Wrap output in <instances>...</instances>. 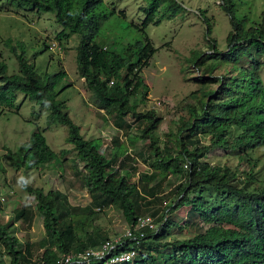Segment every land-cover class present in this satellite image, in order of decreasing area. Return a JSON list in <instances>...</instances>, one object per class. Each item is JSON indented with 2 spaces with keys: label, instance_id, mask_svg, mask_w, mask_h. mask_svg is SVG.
Masks as SVG:
<instances>
[{
  "label": "trees",
  "instance_id": "16d2710c",
  "mask_svg": "<svg viewBox=\"0 0 264 264\" xmlns=\"http://www.w3.org/2000/svg\"><path fill=\"white\" fill-rule=\"evenodd\" d=\"M12 1L21 7L54 12L63 27L58 39L68 40L74 33L80 36L78 70L93 94L95 106L119 119L131 114L141 122L144 128L135 140H150L154 166L162 174L177 173L186 179L178 187L179 199L169 205L168 212L189 205V219L180 225L164 212L156 231L142 230L144 234L137 245L139 254L134 261L120 264H264V185L252 188L257 180L253 166L247 172H240L229 165L213 164L205 159L215 148L248 154L250 150L264 147V7L261 18L254 20L246 13H239L237 0H221L232 27L226 38L228 48L218 50L216 40L210 39L213 53H198L194 60V64L204 67L208 74L198 78L202 87L219 86L214 90L202 88L199 104L190 109L192 120L184 121L178 131L180 149L174 152L167 147L161 149L159 138L154 135L161 117L155 111L139 112L132 98L139 93L146 95L148 85L142 70L157 50L145 28L152 21L158 23L175 17L184 9L178 1L152 0L144 8L146 17L142 30L145 41H130L121 49L106 47L97 40L107 18L100 9L104 0ZM165 2L167 4L162 7ZM161 9L162 14L157 18ZM204 20L210 36L212 23L208 17ZM8 42L17 58L19 72L9 74L8 64L0 59V105L12 107L17 94L23 93L48 110V128L54 124L67 125V140L77 151L73 159L75 169L79 170L83 164L81 172L90 193L102 204L119 207L128 223H134L143 214L142 202L146 200L148 190L139 186V181L132 182L130 172H122L129 156L115 152L109 158L102 153L100 144L94 139H86L81 133V127L66 111L65 101L57 98L64 88L72 85L69 83L56 89L66 71L41 74L26 57L24 43L18 42L15 46ZM221 63H232L233 73L213 76L214 69ZM182 132H185L184 136ZM202 133L208 136L209 144L201 142L199 136ZM10 154L11 162L18 170L27 163L34 168L48 166L58 157L39 129L28 142ZM23 186L37 200L50 244L34 259L32 245H21L19 238L11 234V225L0 222V244L8 250L12 264H57L62 254L110 240L99 227L83 236L76 225L65 223L63 217L67 211L62 209L59 191L45 192L25 181ZM150 194L155 196L154 191ZM30 215L32 212L21 207L14 223ZM194 222L204 227L193 236L170 239L176 227L181 232ZM80 228L85 230L84 226ZM127 248L125 245L118 251Z\"/></svg>",
  "mask_w": 264,
  "mask_h": 264
},
{
  "label": "rangeland",
  "instance_id": "374dc122",
  "mask_svg": "<svg viewBox=\"0 0 264 264\" xmlns=\"http://www.w3.org/2000/svg\"><path fill=\"white\" fill-rule=\"evenodd\" d=\"M176 1L184 7L182 11L175 17L162 19L158 23L152 21L145 28L157 50L149 65L142 70L148 85L146 95L139 93L132 98V103L139 112L155 111L161 117L162 121L154 135L159 138L161 149L167 147L174 152L180 149L178 131L184 121L192 120L190 109L199 104L202 88L214 90L219 86L208 84L202 87L198 78L208 74L204 67L199 68L194 64L195 56L198 53H213L210 39L216 40L218 50L225 51L228 48L226 38L232 28L229 15L221 7V0ZM237 1L239 13H246L254 20L261 18L264 0ZM151 2L152 0H104L100 9L107 14V18L103 21L97 40L106 47L115 46L118 49L130 41L144 42V8ZM166 4L165 2L162 7ZM161 14L162 9L157 18ZM204 17H208L212 23L210 36L207 35ZM62 29L54 12L35 10L30 6L21 7L12 0H0V59L8 64V73L19 72L17 58L11 52L8 41L15 46L18 42L24 43L26 57L39 73L66 71L67 74L56 89L69 83L72 85L64 88L57 98L65 101L66 111L81 127V133L86 139H94L100 144L104 155L110 158L113 153L118 152L125 157L129 156L125 159L122 172H130L132 182L139 181L138 185L148 190L146 200L142 202V215L154 217V222L159 227L160 218L165 212L180 225H184L189 219V205L182 206L175 212H168V207L179 199L178 187L185 182V177L177 173L162 174L154 166L155 156L149 146L150 140H135V136L141 135L144 125L131 114L125 117L124 122L117 124L118 117L106 114L95 106L93 94L78 70L77 47L80 36L74 33L68 40H60L57 35ZM232 69V63H221L214 69L213 76L231 75ZM47 116L46 108L23 93L17 94L12 107L0 105V222L11 225V234L19 238L21 245H32L34 259L50 241L43 226V216L37 209V200L24 188V181L45 192L59 191L62 195V209L67 211L63 221L76 225L83 236L85 232L91 233L94 228L99 227L110 240H114L123 236L130 227L119 207L102 204L90 193L83 180V164H80L79 170L74 166L73 159L76 158L77 151L74 144L67 140L68 126L54 124L48 128ZM37 129L43 131L58 157L48 166L34 168L27 163L18 170L11 162L10 153L16 152L18 147L28 142ZM181 135L184 136L185 132ZM199 137L202 143H210L206 133ZM205 159L213 164L229 165L240 172H247L253 166L257 180L252 188L264 185V147L250 150L248 154H243L240 150L228 152L215 148ZM150 191H154L155 196ZM21 207L32 212V215L14 223L15 215ZM80 226H84L85 230ZM203 227L199 222H194L181 232L176 227L170 239L193 236ZM0 264H12L11 255L1 244Z\"/></svg>",
  "mask_w": 264,
  "mask_h": 264
},
{
  "label": "built area",
  "instance_id": "2783aa9c",
  "mask_svg": "<svg viewBox=\"0 0 264 264\" xmlns=\"http://www.w3.org/2000/svg\"><path fill=\"white\" fill-rule=\"evenodd\" d=\"M157 230L154 217L141 215L130 225L125 234L114 240H107L98 246L60 255L57 264H120L133 262L137 257L142 230ZM127 249L119 250L124 246Z\"/></svg>",
  "mask_w": 264,
  "mask_h": 264
},
{
  "label": "crops",
  "instance_id": "0c3cea01",
  "mask_svg": "<svg viewBox=\"0 0 264 264\" xmlns=\"http://www.w3.org/2000/svg\"><path fill=\"white\" fill-rule=\"evenodd\" d=\"M124 120H125V118H124V119H119V118H117L116 123L119 124L120 122H124Z\"/></svg>",
  "mask_w": 264,
  "mask_h": 264
}]
</instances>
